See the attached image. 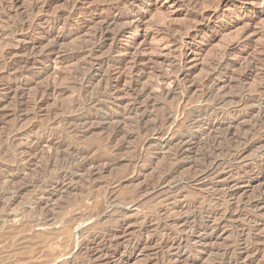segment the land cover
<instances>
[{
	"label": "rangeland",
	"instance_id": "374dc122",
	"mask_svg": "<svg viewBox=\"0 0 264 264\" xmlns=\"http://www.w3.org/2000/svg\"><path fill=\"white\" fill-rule=\"evenodd\" d=\"M116 1L0 0V196H4L9 216L0 224V264H214L223 249L230 250L232 260L240 258L236 264H264V204L255 211L241 212L249 214L250 219L237 216L238 207L230 218L224 217V222L210 220L208 244L205 240L195 241L190 229L203 220L194 221L191 211L182 207L194 204L198 209L214 197L235 193L237 199H242L264 189V170H260L264 164V129L253 130L250 125L258 101L264 98V94L257 95L259 89L264 91V0H202L198 7L189 6V0H133V6L122 7L121 11L115 10ZM111 18L118 21L97 40L103 24L100 21ZM30 21L34 24L26 28ZM23 23L26 27L18 30ZM182 25L184 34L169 29L183 30ZM116 30L126 31L116 38ZM172 33L179 40L178 46L170 43ZM53 39L58 40L57 45L43 57ZM94 43L99 44L98 50L87 54ZM78 44L83 46L77 49ZM229 47L227 58H221ZM70 52L84 54L64 58ZM216 59L221 63L225 60V64L204 86ZM251 63L253 68H249ZM80 67L87 72L75 78L66 75ZM166 78L171 81L168 83ZM140 94H144V100L138 107L149 116L146 121L155 126L154 132H143V126L133 124L132 115L127 117V108ZM193 109L206 110L208 121L219 125L222 132L230 131L220 140V147L227 146L234 152L246 144L243 156L234 161L236 165H224L216 176L203 182H185L192 162L207 149L208 141L202 135L201 144L191 147L189 157L176 162L181 174L177 172L171 179L173 190L165 185L141 194L133 203H124L128 193L152 180L169 162L170 151L179 138L195 139L206 130L202 123L187 124L184 114ZM114 127L129 133L125 140L120 137L117 141L127 143L128 153L123 150L118 157H111L110 163L85 169L82 159L69 164L48 160L49 144L61 141H65L62 151H66V157L74 150H89V158L107 156L111 151L107 135ZM134 157L140 160L133 166ZM90 170L95 174L93 180L86 178ZM38 212H47L49 218L42 226L25 227L29 220L40 216ZM220 222L221 229L213 228ZM99 232L111 237L96 239L87 244L88 249L83 248L91 235ZM166 237L183 240L163 247ZM251 244L261 248L259 252L246 251L252 249Z\"/></svg>",
	"mask_w": 264,
	"mask_h": 264
},
{
	"label": "bare ground",
	"instance_id": "6f19581e",
	"mask_svg": "<svg viewBox=\"0 0 264 264\" xmlns=\"http://www.w3.org/2000/svg\"><path fill=\"white\" fill-rule=\"evenodd\" d=\"M178 1H184V0H178ZM201 1L202 0H189V1H187V3L189 4V6H191V7H198V5H199V3H201ZM12 2V1H11ZM111 2V1H110ZM112 2H113V0H112ZM203 3V2H202ZM136 4V3H135ZM113 5V4H112ZM129 5H131V6H133L134 5V3H133V0H118V1H116V3L114 4V8H115V10H120V8H124V7H127L128 6V8H129ZM35 6V5H34ZM39 6V5H38ZM137 6V5H136ZM188 6V5H187ZM33 7V6H32ZM37 7V6H36ZM35 7V8H36ZM110 7V6H109ZM107 9V8H106ZM124 9H126V8H124ZM195 9V8H194ZM114 10V11H115ZM128 10V9H127ZM112 11V10H111ZM121 11V10H120ZM198 11V10H197ZM33 12V11H32ZM109 13V12H108ZM31 14V13H30ZM114 14H116V11L114 12ZM199 14V13H198ZM197 14V15H198ZM200 16H203V15H200ZM32 17V16H31ZM30 17V18H31ZM122 17V16H121ZM197 17V16H196ZM33 18V17H32ZM200 18H202V17H200ZM24 19V18H23ZM35 19V18H34ZM34 19H32V20H34ZM31 20V19H30ZM106 20V19H105ZM104 20V21H105ZM121 20V19H120ZM103 21V20H102ZM100 21V24L101 23H103L102 24V26H100L101 28L98 30V37L99 38H97V40L98 39H101L102 37H105L104 36V33L105 32H107V31H105L106 29H108V27L109 26H111V25H115V24H113V23H115V22H117L118 21V19H116V18H111V19H107L105 22L103 21ZM5 23V22H4ZM8 23V22H7ZM6 23V24H7ZM27 23V22H26ZM10 24V23H9ZM9 24L7 25V26H9ZM17 24V23H16ZM34 24V22H31L30 21V23L29 24H27V27H26V24H20L19 26H17V29L18 30H23L24 29V27H26V28H28V27H30V26H32ZM118 23H116V25H117ZM157 25V24H156ZM166 25V24H165ZM14 26V25H13ZM12 26V27H13ZM134 26H135V24H134ZM3 27V26H2ZM136 27V26H135ZM162 27V26H161ZM176 27V26H175ZM182 27H183V30H181V28H178V29H171V28H173V27H171V28H169L170 30H173V31H175V32H178L179 34H181V32L183 33L184 31H185V26H183L182 25ZM13 28H15V27H13ZM114 28V27H113ZM157 28V27H156ZM163 28V27H162ZM168 27H166V29H167ZM119 29V28H118ZM135 29V28H134ZM164 29H165V27H164ZM165 29V30H166ZM158 30V29H157ZM15 31H17V30H15ZM117 31V30H116ZM126 30H119V31H117L116 32V34H115V37L116 38H119V37H121V35H123L124 34V32H125ZM173 31H171V32H173ZM95 32H97V31H95ZM163 32V31H162ZM165 32V31H164ZM1 33V32H0ZM10 33V32H9ZM17 33V32H16ZM20 33V32H19ZM108 33V32H107ZM154 33V32H153ZM152 33V34H153ZM156 33V32H155ZM158 33H159V31H158ZM177 33V34H178ZM4 34V33H3ZM6 34V33H5ZM67 34V33H66ZM164 34V33H163ZM167 34H169V33H167ZM172 34H174V36H171V38H170V43H172V44H175V46L178 44L177 42L179 41H177V38L175 37L176 35H175V33H172ZM171 34V35H172ZM184 34V33H183ZM92 35H95V34H93L92 33ZM154 35V34H153ZM165 35V34H164ZM164 35H163V38H166V37H164ZM185 35H187V36H189V34H187L186 32H185ZM10 36V35H9ZM155 36V35H154ZM168 36V35H167ZM180 36V35H179ZM160 37V36H159ZM168 39V38H167ZM96 40V41H97ZM169 40V39H168ZM57 41L58 40H55V39H53V41H52V43H51V46L49 47V48H47L45 51H44V53H43V57L44 56H47L49 53H52L53 52V50H54V47L57 45L56 43H57ZM89 40H87V42H88ZM93 40H91V42H92ZM101 41V40H100ZM116 41V40H115ZM182 41V40H181ZM83 42V41H82ZM63 43V42H62ZM98 43V42H97ZM95 44V43H94ZM115 44V43H114ZM171 44V45H172ZM76 45V44H75ZM79 45V44H78ZM82 44H80L79 46H77V49H79L78 47H80ZM85 45V44H84ZM86 45H88V44H86ZM91 45V44H90ZM170 45V44H169ZM170 45V46H171ZM36 46V45H35ZM83 46V45H82ZM81 46V47H82ZM101 46V45H100ZM174 46V47H175ZM178 46V45H177ZM31 47V46H30ZM76 47V46H75ZM88 47V46H87ZM86 47V48H87ZM232 47V46H231ZM24 48V47H23ZM90 49H88V51H87V54L88 53H90V54H92L93 53V51L95 50V51H97L98 50V48H99V44L96 46V44L95 45H93V47H89ZM173 48V47H172ZM172 48H171V50H172ZM31 49V48H30ZM76 49V50H77ZM176 49V48H175ZM175 49H173V50H175ZM230 47L223 53V55H222V57L221 58H227L226 56H228V54H229V52H230ZM24 50V49H23ZM80 50H82V48L80 49ZM100 50V49H99ZM2 51H4V50H2ZM1 51V52H2ZM73 51V50H72ZM5 52H6V50H5ZM9 53H11V52H9ZM68 53V52H67ZM71 53V52H70ZM86 53V52H85ZM82 54H84L83 52L81 53V52H75V53H71V54H66V55H64V58H67V59H70V58H79V56H81ZM1 55H3V54H1ZM13 55V54H12ZM110 56V55H109ZM221 56V55H220ZM259 58V57H258ZM261 59V58H260ZM217 61L216 62H213V63H215V64H213V65H211V73H210V75L208 76V78L206 77V80L204 81V83H203V85L205 86V85H207L209 82H211L212 80H213V76H215L216 77V75L220 72V67L222 66V64H225L224 62H225V60H224V62L223 63H221V61H219L218 59H216ZM221 60V59H220ZM223 60V59H222ZM26 61V60H25ZM213 61H215V60H213ZM261 61V60H260ZM140 62V61H139ZM251 62V61H250ZM13 63V62H12ZM26 63H27V61H26ZM256 63V62H255ZM14 64V63H13ZM24 64H25V62H24ZM210 64H212V63H210ZM209 64V65H210ZM100 65V64H99ZM135 66H133V70L134 71H136V69H137V65H138V62L136 63L135 62V64H134ZM263 65V64H262ZM261 65V66H262ZM10 66V65H9ZM13 66V65H12ZM254 67V65L251 63V65H250V67L249 68H253ZM76 68V67H75ZM224 69V68H223ZM24 70V69H23ZM252 70V69H251ZM84 71H86V69H83V68H78L77 69V71H74V72H72L71 74H66V75H69V76H71L72 78H75V76H79V74H83V72ZM209 71V70H208ZM87 72V71H86ZM85 72V73H86ZM223 72V71H222ZM251 72V71H250ZM169 73V72H168ZM171 73V72H170ZM172 73H174V71L172 72ZM172 73H171V75H172ZM208 73V72H207ZM87 74V73H86ZM133 74V73H132ZM65 75V76H66ZM134 75V74H133ZM176 75H178V74H176ZM131 76V75H130ZM165 76V75H164ZM167 76H170L169 74H167ZM173 76V75H172ZM243 76V75H242ZM90 77V76H89ZM166 77V76H165ZM182 77V76H181ZM214 77V78H215ZM231 77V76H230ZM17 78V77H16ZM20 78V77H19ZM157 78V77H156ZM176 78H178V77H176ZM203 78V77H202ZM240 78V77H239ZM18 79V78H17ZM130 79V78H129ZM163 79H165V78H163ZM167 79V82H168V80H169V78H166ZM182 79V78H181ZM161 80V79H160ZM204 80V79H203ZM169 81H171V80H169ZM176 81V80H175ZM202 81V80H201ZM264 81V80H263ZM79 83H80V81H78ZM82 82V81H81ZM162 82V81H161ZM165 81L163 80V83H164ZM76 83H77V81H76ZM84 83H85V81H84ZM159 83H160V81H159ZM169 83V82H168ZM165 84V85H170V84ZM176 83V82H175ZM179 83V82H178ZM81 84V83H80ZM196 84V83H195ZM200 84H201V82H200ZM134 85V84H133ZM80 86V85H79ZM84 86V85H83ZM167 86V87H168ZM176 86V85H175ZM194 86V85H193ZM196 86H197V84H196ZM261 86V85H260ZM74 87V86H73ZM133 87V86H132ZM136 87V86H135ZM199 87H200V85H199ZM207 87V86H206ZM157 88V87H156ZM196 88V87H195ZM195 88H193V89H195ZM79 89H80V87H79ZM86 89V88H85ZM196 89H198V88H196ZM103 90V89H102ZM107 90V89H106ZM135 90V89H134ZM175 90V89H174ZM199 90V89H198ZM202 90V89H201ZM215 90V89H214ZM263 90V89H262ZM262 90H258L257 91V95H260V94H264V91H262ZM79 91V90H78ZM111 91V90H110ZM113 91V90H112ZM194 92H195V90H193ZM209 91V90H208ZM199 92V91H198ZM214 92V91H213ZM214 93H216V92H214ZM214 93H212V94H214ZM81 94V93H80ZM138 94V93H137ZM144 94H146V93H144ZM144 94L142 95V94H140V95H136L135 97H134V99H133V103L131 104L132 106H130L129 108H127V117H129L130 115H132V117H133V124H135V125H139V126H143V132H145V131H147V132H149V131H155L154 130V125H151V124H147V122H149V121H146V119H148L147 117H149L147 114H145L143 111H141L142 109H140L139 107H138V105L139 104H141V100L143 99V96H144ZM164 94V93H163ZM162 94V95H163ZM218 94V93H217ZM222 94V93H221ZM87 95V94H86ZM135 95V94H134ZM169 95V94H168ZM173 95V94H172ZM80 96V95H79ZM146 96H147V94H146ZM205 97H207L208 99H209V95H204ZM211 96V95H210ZM105 97H107V96H105ZM109 97V96H108ZM150 97V96H149ZM168 97V96H167ZM173 97V96H172ZM171 97V98H172ZM228 97V96H227ZM145 98V97H144ZM197 98V97H196ZM248 98V97H247ZM256 98V97H255ZM100 99H101V97H100ZM147 99V98H146ZM212 99V98H211ZM254 99V98H253ZM76 100V99H75ZM88 100H89V98H88ZM144 100V99H143ZM148 100V99H147ZM210 100V99H209ZM246 100V99H245ZM260 100V99H259ZM78 101V100H77ZM152 101H154V100H152ZM233 101H235V100H233ZM237 101V100H236ZM242 101V100H241ZM249 101V100H248ZM95 102V101H94ZM257 102V101H256ZM82 103H84V101L82 102ZM81 103V104H82ZM89 103V102H88ZM88 103H86V104H88ZM154 103V102H153ZM210 103H212V102H210ZM216 103V102H215ZM236 103V102H235ZM239 103V102H238ZM248 103V102H247ZM100 104V103H99ZM149 104V103H148ZM209 104V103H208ZM69 105H71V103L69 104ZM77 105V104H76ZM89 105V104H88ZM103 105V104H102ZM215 105V104H214ZM230 105V104H229ZM231 105H232V101H231ZM235 105V104H234ZM237 105H239V104H237ZM87 106V105H86ZM99 106V105H98ZM142 106H144V105H142ZM69 107V106H68ZM80 106H78V108H79ZM103 107V106H102ZM147 107V106H146ZM213 107V106H212ZM75 108H76V106H75ZM74 108V109H75ZM99 108H101V107H99ZM183 109V108H182ZM192 109V108H191ZM202 109H204V108H202ZM213 109V108H212ZM216 109V108H215ZM220 109H221V107H220ZM235 109V108H234ZM81 110V109H80ZM163 110V109H162ZM185 110H186V108H185ZM222 110V109H221ZM255 110V109H254ZM84 111V110H83ZM89 111V110H88ZM126 111V110H125ZM81 112V111H80ZM163 112V111H162ZM168 112V111H167ZM176 112H177V110H176ZM182 112V111H181ZM184 112V111H183ZM230 112V111H229ZM238 112V111H237ZM126 113V112H125ZM223 113V112H222ZM128 114H129V116H128ZM151 114V113H150ZM170 114V113H169ZM218 114V113H217ZM230 114V113H229ZM123 115V114H122ZM165 115V114H164ZM168 115V114H167ZM167 115H165V116H167ZM175 115V114H174ZM182 115V114H181ZM184 116H185V120H186V122H187V124L189 125H194V124H200V123H202L203 125H204V127H206V130L205 131H203V134H201V135H199L197 138H190V137H187V139H185V138H179V140H177L178 142L175 144V146H174V149H173V151L171 150L170 152H172L171 154H170V160H168L169 162H167V164L164 166V167H162L160 170H158V172L154 175V178H152V180H150L149 182L147 181V183L146 184H144V185H140L139 186V188H137L135 191H131L132 192V194L130 195L129 193H128V195L129 196H127L126 198H124L123 199V202L124 203H127V204H129V203H133V202H135V200H137V198H139V197H141L140 195L141 194H143L144 195V193L146 194L147 192H149L150 190H154L155 188H159V187H161L162 188V186H165V185H167L168 186V188L169 189H174L175 188V186H170L169 184H171L170 182H171V179L173 178V176H175V174L177 173V172H179V171H177L178 170V166H177V164H176V162L178 161V160H181V159H184L185 157H189V155L191 154L190 152L193 150V148L191 149V147L193 146H196V145H198V144H201L200 142H202V138H203V136L205 135L206 137H205V140L206 141H208V143L206 144V146L205 145H203L202 144V146H205V147H207V149H205V150H203L202 152H201V155H199L200 156V158H198L197 156H195V157H197L196 159V161H194V162H192V164H191V167H190V169H189V171L188 170H186V171H188L187 173H186V176H185V178H184V181L185 182H191L192 184L193 183H196L197 184V182L198 183H200V182H203L205 179H207V178H211V177H213V176H216L218 173H219V170L225 165H231V162H234V161H237L239 158H241L240 156L242 155V153L246 150V144L245 145H243V146H240L238 149H236L234 152H231L230 150H228L227 149V146H226V149H225V146H224V148H222V147H220V140H222L223 138H225L226 137V135H230L231 133H230V131L228 130V129H226V130H224L223 132H222V130H219L220 129V127H219V125H217V124H214V123H211L210 121H208V119H207V116H208V112L206 111V110H203V111H197V110H195V109H193V110H190V111H188L187 113H185L184 114ZM250 116V115H249ZM90 117V116H89ZM126 117V116H125ZM213 117V116H212ZM240 117H241V115H240ZM251 117V116H250ZM252 117H253V114H252ZM151 118V117H150ZM245 118V117H244ZM91 119V118H90ZM127 119H129V118H127ZM241 119H242V117H241ZM66 120V119H65ZM86 120H88V119H86ZM93 120V119H92ZM149 120V119H148ZM151 120V119H150ZM169 120V119H168ZM168 120H167V122H168ZM171 120V119H170ZM152 121V120H151ZM226 121V120H225ZM232 121V120H231ZM249 121H250V118H249ZM64 122V121H63ZM67 122V121H66ZM81 121H79L78 123H80ZM87 122V121H86ZM90 122V121H89ZM156 122V121H155ZM170 122V121H169ZM242 122V121H241ZM251 123H250V125H251V128L254 130H257V129H259V130H262V129H264V98H263V100H260V101H258V105H257V112H256V115L253 117V119H252V121H250ZM72 123V122H71ZM71 123H69V124H71ZM74 123V122H73ZM72 123V124H73ZM77 123V122H76ZM77 123V124H78ZM226 123V122H225ZM237 123V122H236ZM249 123V122H248ZM60 124H62V123H60ZM83 124H84V122H83ZM166 124V123H165ZM169 124V123H168ZM201 124V125H202ZM62 125H64V124H62ZM73 125H75L76 126V124H73ZM72 125V126H73ZM80 125V124H79ZM125 125H127V127L129 126L128 124H125ZM124 125V126H125ZM130 125H131V123H130ZM156 125V124H155ZM222 125V124H221ZM239 125V124H238ZM237 125V126H238ZM249 125V126H250ZM67 126V125H66ZM72 126H71V129H72ZM81 126H82V124H81ZM133 126V125H132ZM225 126H227V124L225 125ZM117 127V126H116ZM116 127H114V128H116ZM130 127V126H129ZM201 127V126H200ZM228 127V126H227ZM226 127V128H227ZM236 127V126H235ZM248 127V126H247ZM123 128V127H122ZM126 128V127H125ZM241 128V127H240ZM244 128H246V127H244ZM193 129H195V128H193ZM192 129V130H193ZM199 129V128H198ZM223 129V128H222ZM231 129V128H230ZM248 129V128H247ZM66 130V129H65ZM125 130V129H124ZM157 130V129H156ZM186 130V129H185ZM201 130V129H200ZM200 130H198V131H200ZM237 130V129H236ZM253 130H252V132H253ZM159 131V130H158ZM157 131V132H158ZM187 131V130H186ZM194 131V130H193ZM216 131H219L218 133H219V135H221L222 137H218L217 136V134H215V133H217ZM232 131V130H231ZM156 132V133H157ZM233 132V131H232ZM235 132H238V130L237 131H235ZM243 132H244V130H243ZM257 132V131H256ZM66 133H68V131L66 132ZM170 133V132H169ZM234 133V132H233ZM251 133V132H250ZM237 134V133H236ZM244 134V133H243ZM129 135V133L128 132H125V131H123V129H120V128H116V129H113V131L110 133V134H108L107 136H108V140L106 141V139L107 138H105V141L106 142H108V144H109V146H111V151H109L110 153H109V155H102V154H98V155H95L94 157H92V158H89V157H87L88 155H89V150L88 151H78V150H74V151H71V152H69L67 155V157H68V161H67V157H66V151H62V149H63V147L65 146V144H64V142L63 141H61V142H58V143H56L55 145H52V144H49V154H48V160H54V161H58V162H67L68 164L71 162V161H74V160H84L85 162H84V164H83V167L85 168V169H87L86 167H89V169L90 168H92V169H95L96 167H98L97 165H100L101 163H102V165H104V163H108L109 162V160H110V158L111 157H113L114 158V156H116V155H119L120 154V152H122L123 150H124V152L126 153V151L125 150H127L126 148V144L124 145V144H120L119 142V144H117V141L119 140V138L120 137H122V138H124V140H125V138L127 137ZM203 135V136H202ZM235 135V134H234ZM239 135V134H238ZM106 136V137H107ZM179 136V135H178ZM188 136V135H187ZM237 136V135H236ZM235 136V137H236ZM251 136V135H250ZM135 137V136H134ZM151 137V136H150ZM149 137V138H150ZM228 137V136H227ZM136 139V138H135ZM208 139V140H207ZM102 141H103V139H101ZM129 140V139H128ZM131 140V139H130ZM232 140H233V138H232ZM249 140V139H248ZM100 141V140H99ZM104 141V142H105ZM120 141V140H119ZM147 141V140H146ZM229 141V140H228ZM239 141V140H238ZM121 142H122V140H121ZM125 142V141H124ZM131 142V141H130ZM129 142V143H130ZM148 142H150V141H148ZM147 142V143H148ZM223 142V141H222ZM123 143V142H122ZM105 144V143H104ZM230 144H233V142L232 143H230ZM236 143H234V145H235ZM255 144V143H254ZM38 145V144H37ZM68 145V144H67ZM103 145V144H102ZM106 145V144H105ZM225 145V144H224ZM70 146V145H69ZM69 146H67V147H69ZM230 146V145H229ZM236 146V145H235ZM52 147H56V148H52ZM102 147H104V146H102ZM129 147V146H128ZM201 147V146H200ZM199 147V148H200ZM204 147V148H205ZM237 147V146H236ZM253 147V146H252ZM92 148V147H91ZM140 148V147H139ZM198 148V147H197ZM203 148V147H202ZM231 148H233L232 146H231ZM88 149H90V148H88ZM108 149H109V147H108ZM107 149V150H108ZM109 149V150H110ZM132 149V148H131ZM170 149V148H169ZM84 150V149H83ZM139 150V149H138ZM200 150V149H199ZM94 151H96V150H94ZM128 151V150H127ZM130 151V150H129ZM145 151V150H144ZM169 151V150H168ZM248 151H250V150H248ZM93 152V151H92ZM92 152H90L91 153V155H92ZM123 152V153H124ZM94 153V152H93ZM128 153V152H127ZM126 153V154H127ZM138 153V152H137ZM142 153V152H141ZM141 153H140V155H141ZM95 154V153H94ZM97 154V153H96ZM107 154V153H106ZM135 154V153H134ZM137 155V154H136ZM245 155V154H244ZM64 156L66 157V159L64 158ZM139 156V155H138ZM193 156V155H192ZM191 156V157H192ZM243 156V155H242ZM116 157H118V156H116ZM115 157V158H116ZM47 158V157H46ZM89 158V159H88ZM194 158V157H193ZM112 159V158H111ZM114 160V159H113ZM139 158L138 157H134L133 159H132V163H133V166L134 165H136L138 162H139ZM47 161V160H46ZM70 161V162H69ZM49 161H47L46 163H48ZM112 162V161H111ZM73 163V162H72ZM71 163V164H72ZM75 163V162H74ZM110 163V162H109ZM51 164V163H50ZM60 164V163H59ZM130 164V163H129ZM183 164V163H182ZM234 164H235V162H234ZM48 165V164H47ZM53 165V164H52ZM52 165H51V167H52ZM61 165V164H60ZM108 165V164H107ZM164 165V164H163ZM236 165V164H235ZM70 166V165H69ZM162 166V165H161ZM189 166V165H188ZM187 166V167H188ZM47 167V166H46ZM50 167V166H49ZM54 167V166H53ZM58 168H59V165L57 166ZM108 167V166H107ZM186 167V166H185ZM184 167V168H185ZM261 167V166H260ZM259 167V168H260ZM57 168V169H58ZM100 168V167H99ZM229 168V167H228ZM76 169V168H75ZM98 169V168H97ZM96 169V170H97ZM155 169V168H154ZM188 169V168H187ZM236 169V168H235ZM59 170V169H58ZM63 170V169H62ZM83 170V169H82ZM184 170V169H183ZM260 170H264V164H263V167L260 169ZM54 171V170H53ZM221 171V170H220ZM75 172V171H74ZM93 172L94 171H91L90 170V173H86L87 174V179H89L90 180V178H92L93 177V175H95V174H93ZM181 172V171H180ZM179 172V173H180ZM231 172V171H230ZM76 173V172H75ZM78 173V172H77ZM76 173V174H77ZM96 173V172H95ZM179 173H178V176H179ZM184 173V172H183ZM54 174V173H53ZM64 174V173H63ZM63 174H61V175H63ZM66 174V173H65ZM181 174V173H180ZM60 175V174H59ZM70 174H68L67 176H69ZM185 175V174H184ZM58 176V175H57ZM66 176V177H67ZM86 176V175H85ZM85 176H84V179H85ZM177 176V175H176ZM44 177H45V175H44ZM60 177V176H59ZM58 177V178H59ZM15 177L13 176V177H11V180L12 179H14ZM54 178V177H53ZM56 178V177H55ZM58 178H57V180H58ZM81 178H82V176H81ZM149 178V177H148ZM150 178V179H151ZM183 178V177H182ZM2 179V177L0 176V180ZM4 179V178H3ZM37 179V178H36ZM41 179V178H40ZM42 179H44V178H42ZM86 179V180H87ZM94 178H92V180H93ZM6 180V179H5ZM8 180V179H7ZM38 180V179H37ZM60 180V179H59ZM149 180V179H148ZM2 181V180H1ZM10 181V180H9ZM63 181V180H62ZM183 181V180H182ZM182 181H180V182H182ZM35 182V181H34ZM37 182V181H36ZM42 182V181H41ZM41 182L39 183L40 185H41ZM85 182V181H84ZM88 182V181H87ZM119 182V181H118ZM175 182H177V181H175ZM179 182V181H178ZM3 183H5V182H3ZM38 183V182H37ZM86 183V182H85ZM93 183V182H92ZM172 183H174V182H172ZM10 184V183H9ZM188 184V183H187ZM202 184V183H201ZM257 184V183H256ZM38 185V184H37ZM93 185V184H92ZM173 185V184H172ZM190 185V184H189ZM87 186V185H86ZM188 186V185H187ZM210 186V185H209ZM94 187V186H93ZM179 187V186H178ZM207 187V186H206ZM85 188V187H84ZM87 188V187H86ZM12 189V188H11ZM163 189V188H162ZM13 190V189H12ZM11 190V191H12ZM16 190V189H15ZM161 191V190H160ZM175 191V190H174ZM169 194V193H168ZM126 195V194H125ZM180 195V194H179ZM221 195V194H220ZM147 196V195H146ZM164 196V195H163ZM162 196V197H163ZM125 197V196H124ZM177 197V196H176ZM212 197V196H211ZM143 198V197H142ZM209 198V197H208ZM110 199H111V197H110ZM118 199V198H117ZM122 200V199H121ZM114 201V200H113ZM118 201V200H117ZM117 201H116V203H117ZM139 201V200H138ZM209 201V202H208ZM207 202V204H206V206H203V205H201L198 209H196L195 208V205L194 204H187V205H185V206H182V207H184V209H187V210H189V212L191 211V218L195 221V220H198V219H200V220H203L202 222H200V223H198V224H196V225H194L193 226V224H192V227L190 226V229H191V232H192V235H194L195 236V238H196V240L195 241H197V239L199 240V241H204L205 240V244H208L207 243V239H210L211 238V236L209 235V233L207 232V229H208V227H209V225H208V222H210V220L211 221H219L220 219L221 220H223V222H224V217H226V218H230L231 217V214H232V212L233 211H235L238 207H239V211H237V212H239V214L237 215V216H240V217H245L246 219H250L251 218V216L249 215V214H242L241 212L242 211H247V212H250L252 209H253V211H255L254 209H257V208H261V206H262V204H264V189H262V188H260V189H258L254 194H253V196H251V197H247V198H240V199H237L236 197H235V193H228V194H225V195H222L221 197H214V198H212L211 200H208ZM110 202V201H109ZM199 202V201H198ZM201 203V202H200ZM77 204V203H76ZM120 204V203H119ZM137 204V203H136ZM197 204V203H196ZM75 205V204H74ZM82 205V204H81ZM198 205V204H197ZM221 205H224V209H222L221 208ZM119 206V205H118ZM122 206V205H121ZM4 207H6V201L4 200V196H0V224H2V222H5V221H7V218L9 217L7 214V209L6 208H4ZM81 207V206H80ZM124 207V206H123ZM181 207V208H182ZM196 209V210H195ZM235 209V210H234ZM78 210H80V208L78 209ZM77 210V211H78ZM81 211V210H80ZM79 211V212H80ZM124 211V210H123ZM153 211V210H152ZM76 212V211H75ZM188 212V211H187ZM39 213V212H38ZM37 213V214H38ZM41 213V214H40ZM39 214H40V216L39 217H37V218H35L34 220H29V218H28V220H29V222L25 225V227H31V226H38V225H40V226H42L43 225V223H45L44 221L45 220H47L48 218H49V216L47 215V212H45V213H42V212H40ZM120 213H122L123 215H124V213L125 212H122V209H121V212ZM178 213V212H177ZM119 214V213H118ZM158 214H159V212H158ZM185 214V213H184ZM254 214H255V212H254ZM34 215V214H33ZM50 215V214H49ZM80 215V214H79ZM82 215V214H81ZM85 215H87V213L85 214ZM117 215V214H116ZM119 215H121V214H119ZM51 216V215H50ZM53 216V215H52ZM78 216V215H77ZM83 216V215H82ZM118 216V215H117ZM116 216V217H117ZM34 217V216H33ZM85 217V216H84ZM88 217V216H87ZM31 218V217H30ZM51 218V217H50ZM71 218H73V216H71ZM76 218V217H75ZM75 218L74 219H71L70 221H69V223H68V226H70V225H72L73 224V222H75ZM79 219L81 218V217H78ZM77 218V219H78ZM123 218V217H122ZM154 218H156V217H154ZM153 218V219H154ZM27 219V218H26ZM151 219V218H150ZM159 219H160V217H159ZM9 220V219H8ZM142 220V219H141ZM191 220V219H190ZM253 220V219H252ZM84 221V220H83ZM115 221V220H114ZM152 221V220H151ZM182 221V220H181ZM237 221V220H236ZM259 221V220H258ZM153 222V221H152ZM154 222H155V220H154ZM235 222V221H234ZM238 222V221H237ZM256 222V221H255ZM262 222V221H261ZM218 223V222H217ZM240 223V222H239ZM259 223V222H258ZM264 223V222H263ZM136 224V223H135ZM186 224H187V221H186ZM221 224H223L222 222H220L218 225H216V226H213V228H220V225ZM244 224V223H243ZM131 225V224H130ZM247 225V224H246ZM128 226V225H127ZM166 226V225H165ZM171 226V225H170ZM242 226V225H241ZM24 227V226H23ZM158 227V226H157ZM248 227V226H247ZM257 227V226H256ZM161 228V227H160ZM169 228V227H168ZM171 228V227H170ZM187 228V227H186ZM223 228V227H222ZM221 229V228H220ZM224 229V228H223ZM263 229V228H262ZM95 230H93V232H94ZM97 231V230H96ZM185 231V230H184ZM259 231V230H258ZM257 231V232H258ZM105 232V231H104ZM216 232V231H215ZM240 232V231H239ZM246 232L247 231H245L244 233L246 234ZM145 233H146V231H145ZM256 233V232H255ZM259 233V232H258ZM239 234H241V232L239 233ZM244 234V235H245ZM113 235V234H112ZM169 235V234H168ZM190 235V234H189ZM250 235V234H249ZM259 235V234H258ZM257 235V236H258ZM177 236H179V235H177ZM246 237H247V235H245ZM256 236V235H255ZM261 236V235H260ZM89 237V236H88ZM110 238L111 236H110V234L109 233H101V232H99V233H95V234H92L91 235V237H90V240L88 241L87 239V241L84 243V245H83V248L85 247V249H88L87 248V244H92V243H94V241L96 240V239H104V240H107V238ZM165 237V236H164ZM215 237V236H214ZM106 238V239H105ZM163 238V237H162ZM176 238V237H175ZM241 238V237H240ZM251 238V237H250ZM73 239V238H72ZM89 239V238H88ZM256 239H257V237H256ZM67 240V239H66ZM77 240V239H76ZM103 240V241H104ZM183 239L182 238H177V239H172V238H170V237H166V238H164L163 240H162V246L163 247H166V246H168V245H170V247L171 246H173V245H175V244H181V241H182ZM185 240V239H184ZM255 240V239H254ZM259 240H261L260 239V237H259ZM258 240V241H259ZM161 241V240H160ZM194 241V242H195ZM258 241H255L256 243L258 242ZM105 242V241H104ZM193 242V243H194ZM209 242V241H208ZM261 242V241H260ZM73 243V242H72ZM186 243V242H185ZM200 243V242H199ZM211 243V242H210ZM247 243V242H246ZM257 244H259V242L257 243ZM261 244V243H260ZM259 244V245H260ZM75 245V244H74ZM73 245V246H74ZM131 245V247L132 246H134V245H132V244H130ZM248 245V244H247ZM78 247V250H80L81 249V247L79 246V245H77ZM90 246V245H89ZM161 245H160V247H162ZM177 246V245H176ZM180 246V245H179ZM244 246V245H243ZM75 247V246H74ZM143 247V246H142ZM230 247V246H229ZM251 247H252V249H245L246 251H252L253 249H254V251L255 252H259V250L261 249H259L257 246L256 247H253V245L251 244ZM76 248V247H75ZM169 248V247H168ZM226 248V247H225ZM134 249V248H133ZM235 249V248H234ZM63 250H65V248L63 249ZM224 251H222L220 254L217 252L216 254H219L218 255V258L215 260V262H213L214 264H236V262L238 261V260H240V258L237 260V259H234V260H232V255H231V252H230V250H225V249H223ZM232 250V249H231ZM96 252V251H95ZM254 252V253H255ZM253 253V252H252ZM48 254V253H47ZM256 254V253H255ZM51 255V254H50ZM250 255V254H249ZM260 255V254H259ZM244 256V255H243ZM258 256V255H257ZM257 256H256V259H259V258H257ZM239 257V256H238ZM1 259V258H0ZM254 259V258H253ZM242 260V259H241ZM263 260V259H262ZM181 261V260H180ZM250 261V260H249ZM186 262V261H185ZM238 262H240V261H238ZM248 263V262H247ZM246 263V264H247ZM185 264V263H184Z\"/></svg>",
	"mask_w": 264,
	"mask_h": 264
}]
</instances>
